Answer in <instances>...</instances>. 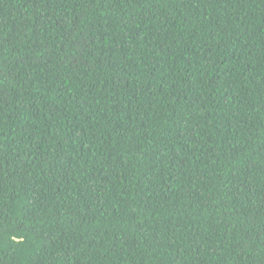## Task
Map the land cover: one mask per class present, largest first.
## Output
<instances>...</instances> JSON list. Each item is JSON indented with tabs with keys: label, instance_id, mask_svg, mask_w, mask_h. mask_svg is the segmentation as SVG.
<instances>
[{
	"label": "trees",
	"instance_id": "1",
	"mask_svg": "<svg viewBox=\"0 0 264 264\" xmlns=\"http://www.w3.org/2000/svg\"><path fill=\"white\" fill-rule=\"evenodd\" d=\"M0 264H264V0H0Z\"/></svg>",
	"mask_w": 264,
	"mask_h": 264
}]
</instances>
